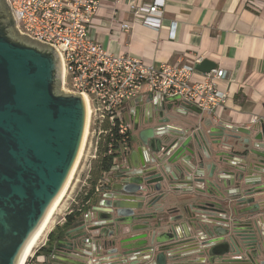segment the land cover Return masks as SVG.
I'll list each match as a JSON object with an SVG mask.
<instances>
[{"label":"water","instance_id":"obj_1","mask_svg":"<svg viewBox=\"0 0 264 264\" xmlns=\"http://www.w3.org/2000/svg\"><path fill=\"white\" fill-rule=\"evenodd\" d=\"M214 67L208 59L195 64L203 73ZM61 80L60 60L54 48L18 33L6 3L0 0V264H17L27 241L62 190L82 143L86 102L79 94L63 91ZM147 108L149 114L140 124L144 127L134 137L137 147L126 152L125 163L117 173L122 181L115 190L122 195L106 194L82 219L57 228L56 241L47 248L42 262L105 264L101 260L104 251L113 259L112 264H146L149 259L153 260L150 264H264L257 259L253 228L257 224L250 218L254 211L241 209L255 201L254 195L264 193V125L252 147L242 148L244 159L239 162V173L232 178L216 177L222 179V188L234 185L235 190L228 191L230 198L225 200L215 181L206 182L218 188L217 193L200 185L205 179L189 161L197 159L201 166L204 157H211L209 145L233 149L239 140L236 129L219 124L207 132L197 130L184 137L189 130L182 127L187 123L184 118L201 109L178 95L152 92ZM170 121L181 126H170ZM138 127L136 123L134 130ZM219 129L223 133L216 135ZM244 133L249 135V130ZM229 139L233 144L227 142ZM243 143L248 146L249 140L243 139ZM216 152L220 163L229 164L226 153ZM135 154L150 157L138 164ZM249 155L253 161L247 160ZM164 159L166 163L181 159L186 165L177 169L181 176L193 172L185 180L197 184L194 190H187L188 195L176 197L173 190L164 189L165 174L174 178L165 164L160 171L146 169L150 163ZM211 166L209 178L216 165ZM161 200L159 212L147 210ZM184 216L204 232L200 241L191 244L198 257L188 260L179 252L186 247L179 245L193 240L179 223ZM146 230L149 237L136 233ZM146 255L141 262L137 259ZM82 257L93 261L88 263Z\"/></svg>","mask_w":264,"mask_h":264},{"label":"crops","instance_id":"obj_2","mask_svg":"<svg viewBox=\"0 0 264 264\" xmlns=\"http://www.w3.org/2000/svg\"><path fill=\"white\" fill-rule=\"evenodd\" d=\"M151 1L100 0L97 12L88 28V36L93 42L101 45L112 54H129L145 64L155 66L161 63L195 65L196 57H200L201 60L208 59L213 62L214 68L224 69L225 75L218 80V85L227 93L226 102L212 113L204 110L198 113L189 112L184 118L189 124L186 123L182 127L189 129L184 137L197 130L203 133L207 132L210 127H218L219 124L236 129L235 133L239 135V140H236L234 144L232 142L234 140L229 139L227 141L234 145L233 149L224 150L220 145H209L211 157H204L201 166L198 165L197 159L189 161V165L195 171H199L202 178L205 179L204 183L200 185L217 193L218 188H214V185H209L206 182L215 181L218 186L220 185L219 190L223 191L224 199L228 200L230 195L227 192L234 191V185L222 188V179L216 177L232 178L234 174L239 173L237 168L242 166L239 162L244 159L242 148L250 149L252 147V143L256 142L254 140L255 135L264 125V0H165L161 15V27L158 29L143 25V15L133 12L135 6L149 4ZM121 23L129 24L127 31L120 28ZM202 75L203 72L197 70L191 80L199 81L203 79ZM151 93L149 87L144 85L139 94L122 107V117L130 124L128 153L137 147L134 137L137 136L138 130L144 127L140 124L149 114L147 101ZM136 123L139 124V127L134 130ZM169 125L181 126L176 121H170ZM240 129L249 130V135L244 131H239ZM214 133L217 135L223 131L219 129ZM243 139L249 140L248 146L243 143ZM190 144L196 150L195 141L191 140ZM143 151L145 153V150ZM216 151L226 153L224 158L229 164L220 163V157L215 155ZM125 154L118 158L117 167L104 173L105 182L100 190H93L90 197L81 202L82 204H79L80 199L79 202L75 200L78 194L75 188L78 185V175L80 174L74 175L75 179L70 189L67 190L69 195L59 204L56 212L57 217L52 219L49 230L39 239L32 251H38L43 246L48 249L53 247L56 236L49 239L48 234L54 229L56 231L57 228L64 227L65 217L72 209L80 206L81 214L76 218L79 220L86 216L91 207L104 199L106 194L122 195L118 194L115 188L122 181L117 173L125 163ZM149 157V154H135V161L140 164L141 161H146ZM247 160L253 161L250 155L247 156ZM212 163L216 167L213 177L209 178L208 173L211 171ZM162 164H165L168 171L174 175L172 178L168 173L165 174V178L172 181L168 185L167 180H165V190H173L172 193L176 197L188 195L187 190H194L197 183L193 181L189 183L185 180L192 177L193 172H190L191 174L184 172L185 176H181L177 170L186 167L181 159L175 163H166V159H164L159 163H150L146 169L154 168L156 171H160ZM88 190L91 188L88 187L85 191ZM254 197V202L245 204L241 209L250 208L254 211L250 218L257 224L253 227L256 230L257 259L264 261V193L259 196L258 194L254 195ZM149 199L150 197H147L146 201ZM167 202L170 203L168 200ZM162 203L161 200L147 210L155 209L156 212H159ZM165 207H167L166 204ZM198 216L196 215V217ZM94 221L92 219L90 222L93 223ZM179 223L193 239L191 242L188 241L179 245L181 247L186 246L181 248L180 254L186 256L184 260L198 257L196 247L191 244L200 241L199 238L204 236V232L198 228L196 222L191 221L186 216ZM182 228H179L180 233L183 232ZM136 233H146L149 237V230ZM91 245L93 246V242ZM45 254L46 251L44 250L32 258H28V264H50L40 260ZM102 254L101 260H104L105 264H112L110 263L113 260L111 256L106 255L104 251ZM147 257V255L140 256L137 259L141 262V259ZM230 257L233 256L230 255ZM82 258L88 259V263L93 261L91 257ZM152 261L149 259L146 264H150ZM167 262H170L168 258Z\"/></svg>","mask_w":264,"mask_h":264},{"label":"built area","instance_id":"obj_3","mask_svg":"<svg viewBox=\"0 0 264 264\" xmlns=\"http://www.w3.org/2000/svg\"><path fill=\"white\" fill-rule=\"evenodd\" d=\"M4 2L18 33L53 47L58 54L62 90L83 96L87 104V137L94 144L90 157L96 159L100 145L107 143V153L115 154L110 170L117 167L118 158L129 146L130 124L122 117V107L136 97L144 85L162 96L178 95L208 113L227 100V93L218 85V80L225 75L224 69L213 68L203 73V79L192 81L197 72L193 64H145L129 54H112L93 42L88 28L100 0ZM164 5L165 0H152L149 4L135 6L133 12L143 15V25L158 29ZM120 28L127 31L129 24L121 23ZM200 61V57H196V63ZM104 182L103 173L94 190L99 191ZM35 253L32 251L28 258ZM40 260L43 261V256Z\"/></svg>","mask_w":264,"mask_h":264},{"label":"trees","instance_id":"obj_4","mask_svg":"<svg viewBox=\"0 0 264 264\" xmlns=\"http://www.w3.org/2000/svg\"><path fill=\"white\" fill-rule=\"evenodd\" d=\"M107 143H103L100 145L99 149H98V155L96 158V164L94 166V169H92L90 171V179H89V187L91 188V190L88 191H83L81 193V195L79 196V204H82L81 202L86 201L89 197L90 194L92 193V191L94 190V186L96 185V183L99 181V179L102 177L103 173L108 172L113 164V157L115 156L114 153H107ZM81 212V208L76 207L75 209H72V211L66 215L65 217V222H64V226L68 225L70 223H72L73 221L76 220L77 216H80ZM57 228V227H56ZM54 232L55 229L52 230L49 235L48 238L52 239L51 237L54 236ZM47 250V247H41L38 251H36L35 254H40V252ZM26 264H28V262H26Z\"/></svg>","mask_w":264,"mask_h":264},{"label":"rangeland","instance_id":"obj_5","mask_svg":"<svg viewBox=\"0 0 264 264\" xmlns=\"http://www.w3.org/2000/svg\"><path fill=\"white\" fill-rule=\"evenodd\" d=\"M87 131H88V127H87ZM89 138L90 137H87V132H86L85 143H84V146H83V149H82V153H81V156H80V158H79V160L77 162L76 168H75V170L73 172V175H72V177L70 179V183H69V186H68V189H70L71 184H72V182L75 179L74 175H76L77 173L80 174V175H78V177H79L78 178L79 179L78 185L75 188L76 191L78 192L75 200L78 201V202H79V196L81 195V193L89 187V179L91 177L90 171L92 169H94V166L96 164V159L90 157V155H93V153H94V151H93L94 144H93L92 141L90 142ZM68 195H69V191L67 192L66 196L64 195L65 197H63L62 200L66 199V197ZM58 207H59V205L57 206L53 216L51 217V219L48 222L46 228L44 229L41 237L44 236L47 233V231L49 230L52 219H55V217H57L56 212L58 210ZM38 241H37V243H38Z\"/></svg>","mask_w":264,"mask_h":264},{"label":"bare ground","instance_id":"obj_6","mask_svg":"<svg viewBox=\"0 0 264 264\" xmlns=\"http://www.w3.org/2000/svg\"><path fill=\"white\" fill-rule=\"evenodd\" d=\"M88 120H89V112H88V108H87V104H86V126H85V131H84V136L82 139V143L79 149V152L77 154V158L76 161L74 163V166L64 184V186L62 187V190L60 191V193L57 195V197L54 199V201L52 202V204L50 205V207L48 208L44 218L42 219V221L40 222V224L38 225V227L36 228V230L33 232V234L31 235V237L29 238V240L27 241L19 259L17 264H25L26 260L28 258V256L30 255V253L32 252L33 248L35 247L37 241L39 240V238L41 237L44 229L46 228L48 222L50 221L51 217L53 216L57 206L59 205L60 201L62 200V198L64 197V195L67 192L69 183H70V179L73 175V172L76 168L77 162L81 156L82 153V149L85 143V137H86V132H87V127H88Z\"/></svg>","mask_w":264,"mask_h":264},{"label":"flooded vegetation","instance_id":"obj_7","mask_svg":"<svg viewBox=\"0 0 264 264\" xmlns=\"http://www.w3.org/2000/svg\"><path fill=\"white\" fill-rule=\"evenodd\" d=\"M52 238V237H51Z\"/></svg>","mask_w":264,"mask_h":264}]
</instances>
